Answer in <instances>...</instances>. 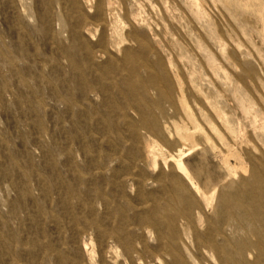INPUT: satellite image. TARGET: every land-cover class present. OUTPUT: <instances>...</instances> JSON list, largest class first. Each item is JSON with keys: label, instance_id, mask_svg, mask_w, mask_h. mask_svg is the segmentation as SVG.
<instances>
[{"label": "rangeland", "instance_id": "obj_1", "mask_svg": "<svg viewBox=\"0 0 264 264\" xmlns=\"http://www.w3.org/2000/svg\"><path fill=\"white\" fill-rule=\"evenodd\" d=\"M0 264H264V0H0Z\"/></svg>", "mask_w": 264, "mask_h": 264}, {"label": "bare ground", "instance_id": "obj_2", "mask_svg": "<svg viewBox=\"0 0 264 264\" xmlns=\"http://www.w3.org/2000/svg\"><path fill=\"white\" fill-rule=\"evenodd\" d=\"M177 169H178L177 170L178 173L186 176V179L190 177L187 170L185 169L184 165L181 162L178 164ZM255 244L260 247L259 243H255ZM260 248H261V250H263L262 246Z\"/></svg>", "mask_w": 264, "mask_h": 264}]
</instances>
